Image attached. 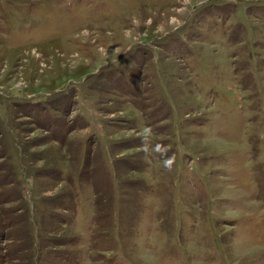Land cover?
I'll return each mask as SVG.
<instances>
[{"label":"rangeland","instance_id":"obj_1","mask_svg":"<svg viewBox=\"0 0 264 264\" xmlns=\"http://www.w3.org/2000/svg\"><path fill=\"white\" fill-rule=\"evenodd\" d=\"M0 264H264V0H0Z\"/></svg>","mask_w":264,"mask_h":264},{"label":"clouds","instance_id":"obj_2","mask_svg":"<svg viewBox=\"0 0 264 264\" xmlns=\"http://www.w3.org/2000/svg\"><path fill=\"white\" fill-rule=\"evenodd\" d=\"M169 163H170V161H169Z\"/></svg>","mask_w":264,"mask_h":264}]
</instances>
